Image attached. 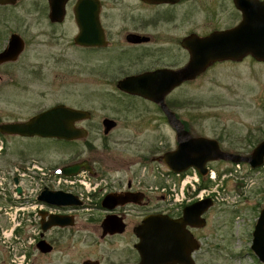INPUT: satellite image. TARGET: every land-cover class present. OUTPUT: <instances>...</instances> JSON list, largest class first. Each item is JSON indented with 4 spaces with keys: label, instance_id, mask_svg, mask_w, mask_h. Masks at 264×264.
<instances>
[{
    "label": "flooded vegetation",
    "instance_id": "flooded-vegetation-1",
    "mask_svg": "<svg viewBox=\"0 0 264 264\" xmlns=\"http://www.w3.org/2000/svg\"><path fill=\"white\" fill-rule=\"evenodd\" d=\"M79 1L87 2L89 7L84 18L83 44L76 42L80 27L75 7ZM52 2L63 3L59 20L51 18ZM262 4L264 0H0V94L3 96L0 99V105L3 104L0 107V125L26 122L60 105L64 107L59 108L70 109L73 113L76 110L89 113L81 118H75L70 111L52 115L54 124L62 125L57 132L61 136L21 134L12 132L10 128L0 132L4 142H8L19 155L26 157L30 151L44 155L51 153L55 158L53 169L50 168L52 165L42 166L49 174L69 166L77 167L73 175L77 182L68 188V193L77 204L61 208L60 213L70 216L72 225L68 227L73 236L75 233L79 236L81 232L84 241L92 239L100 244L110 243L113 249L103 257H87L84 260L97 261V264H140L138 246L142 238L149 239L163 231L168 232L169 237L174 236L183 227L196 240L198 247L190 256L193 263L198 264L200 257L220 248L218 240H222L232 229V218L224 216L231 192H219L212 196V204L200 214L204 221L202 225H199L202 221L193 216L183 224V209L194 201L184 205L173 202L168 194L160 193L164 179L156 185H145L135 180L140 159L159 162L161 170L166 173L160 161L164 153L157 152L158 144L147 147L141 154L135 149L134 154L127 156L124 151L129 145L134 146V140L127 138L119 143L123 148L119 146L117 153L112 154L109 149L107 137L118 128L121 119L122 122L134 121L136 127H141L139 129H147V124L151 127L154 123L159 130L175 131L179 125L188 130V119L179 112L181 101L169 100L170 93L187 80L156 101L117 88L124 97L149 104L150 110L143 106H125L122 116L103 115L95 119L92 109L74 102L71 90L59 99L55 90L48 89L43 81L45 77H41L44 62L27 58V51L58 44L69 49V54L57 47L51 52V61L66 60L69 63L67 72L61 73L66 77L73 75L75 51L79 53L87 75L119 77L116 85L120 79L134 75L167 77V71L177 72L188 63L190 52L183 44L188 36L202 38L238 27L244 14L257 17L258 12L263 10ZM91 8L97 12V25L93 32L89 17ZM92 37L98 42L91 44ZM246 57L251 58L247 55L242 59ZM92 59L95 63L91 62ZM218 61L210 63L209 67ZM34 84L40 89L33 90ZM32 94L38 99H27ZM128 113L133 115L130 117ZM105 119L114 121L108 132L105 130ZM70 128L82 129L84 136L66 138ZM97 134L100 143L95 140L97 137L94 135ZM30 160L36 162V159ZM242 196L246 200L245 195ZM262 208L264 205L259 209L258 217ZM152 216L159 218H150ZM258 217L251 224L244 218L234 220L236 231L239 233L238 230L242 229L251 239L250 249ZM240 220L245 222L240 224ZM173 221L177 223L175 227L161 225ZM260 232L264 235V227Z\"/></svg>",
    "mask_w": 264,
    "mask_h": 264
},
{
    "label": "rangeland",
    "instance_id": "rangeland-1",
    "mask_svg": "<svg viewBox=\"0 0 264 264\" xmlns=\"http://www.w3.org/2000/svg\"><path fill=\"white\" fill-rule=\"evenodd\" d=\"M56 47L69 54L70 50L61 44L31 48L27 51V58H36L44 62L42 76L48 89L55 90L56 96L62 99L71 90L75 103L85 105L95 112V119L101 116H122L125 106H143L150 110V105L124 97L117 89L116 81L119 77H95L87 75L85 65L77 51L74 52V66L72 77L62 76L67 72L69 63L64 61H51V52ZM66 54V55H67ZM91 62L95 63L92 59ZM57 73V75H55ZM200 77L188 80L182 86L170 93L169 100L181 101L179 112L188 119V131L192 136H205L216 139L225 152L249 155L255 145L264 139V61H257L246 57L239 61H218L208 66ZM53 80V82L51 81ZM45 87L43 82H40ZM40 89L34 84L33 90ZM7 89H13L8 87ZM37 100L32 94L27 97ZM0 99H3L0 94ZM178 105V104H177ZM3 107V104L0 105ZM145 109V110H146ZM144 112V108L141 109ZM130 117L133 115L128 113ZM93 121V124L95 122ZM147 129H139L132 120H125L112 132L107 140L112 154L118 152L119 143L128 139L134 140V146L129 145L127 156L145 151L151 145L159 146L157 152L162 155L177 145L174 129H157L154 123L146 125ZM95 140L100 143V137ZM122 147V146H120ZM123 148V147H122ZM10 148L5 141L4 151L0 152V167L12 170L20 163L36 159V164L50 166L53 169L55 159L51 153L37 154L30 151L27 156L19 155ZM161 161V160H160ZM57 164V163H56ZM217 169L216 181L204 177L202 185H215L218 183L223 193H230L227 199L229 207H225L224 216L231 217L233 225L222 240H218L220 248L213 253L200 257L198 264H261L250 249L251 239L242 229L236 231L237 218H244L251 224L258 217L259 209L264 205V167L250 170L244 163L233 165L230 161L212 163ZM159 162L139 161L136 182L145 185H156L161 182L162 174L158 172ZM160 171V170H159ZM221 172L226 176L221 180ZM126 175V173H124ZM129 175V173L127 174ZM221 180V181H220ZM171 182L173 183L174 181ZM207 182V183H206ZM230 191V192H229ZM245 195L246 200H243ZM222 209V208H221ZM224 209V208H223ZM238 216V217H237ZM244 221V222H245ZM239 221L240 224L244 223ZM244 228V226H242ZM26 233L22 235L26 237ZM69 227L51 228L44 234V238L53 246L48 253H41L35 245L27 249L26 264H81L87 257H103L111 250L110 243H99L95 240H86L80 232L72 235ZM114 244V243H112ZM114 253H112V256ZM5 246L0 242V264H12ZM115 258V257H114Z\"/></svg>",
    "mask_w": 264,
    "mask_h": 264
},
{
    "label": "water",
    "instance_id": "water-1",
    "mask_svg": "<svg viewBox=\"0 0 264 264\" xmlns=\"http://www.w3.org/2000/svg\"><path fill=\"white\" fill-rule=\"evenodd\" d=\"M59 4V5H58ZM63 3L52 2L51 18L59 20L61 17ZM263 10L258 12L257 17L247 16L244 14L242 22L233 29L224 31H217L209 34L206 37H198L196 35L188 36L184 40V45L190 52V59L185 67L176 71H167V77H125L117 82V88L132 94H139L146 98L159 100L167 92L178 86L183 81H188L198 74L202 73L210 63L222 60L239 61L243 57L249 55L257 61H264V4ZM88 3L79 1L75 7L76 18L79 22L80 33L76 37V42L80 44L85 43L84 40V18L86 17V10H88ZM91 8L89 13L91 32L94 31V26L97 25V12ZM98 42L93 37L91 44ZM63 105L58 106L52 110L43 112L34 116L26 122L3 124L0 125V132H4L6 128H10L12 132L21 134H39L42 136H61L58 130L62 127L61 124H54L51 116L62 113H73L70 109H61ZM75 118L84 117L89 114L87 111H74ZM72 115V114H71ZM105 130L108 132L114 125V121L105 119ZM176 134L178 144L175 149L166 151L161 160L173 172L184 171L188 167H195L202 176L206 174L207 169L205 164L214 160H229L231 162H246L251 168L259 167L264 161V139L261 140L252 150L249 155H239L223 151L216 139L205 136H191L190 133L182 128L176 126ZM84 132L79 128H70L69 134L66 138L83 137ZM74 166L61 169L65 175H72L76 173ZM16 182L17 179L15 178ZM20 192V188L16 189ZM38 199L57 206H69L77 204L74 197L63 191H51L45 188L38 196ZM212 204L209 198L196 201L192 204L186 205L183 209V216L181 218L183 224L193 216L194 219L201 220L204 223L200 214ZM41 215V229L43 233L53 227H68L72 225L69 215L65 214H46L45 211H40ZM150 218H159V216H152ZM156 224V223H155ZM162 226L166 225L175 227L177 223L164 222ZM179 227V224L178 226ZM264 227V208L260 211L257 220L254 236L252 240L251 249L255 252L260 261L264 262V235L260 232ZM180 232L174 236H168V232L154 234L149 239L142 238L138 249L140 251V264H194L190 253L198 247L195 244V239L183 227H180ZM36 247L41 253H48L53 249L51 243L45 239H40ZM82 264H97V261L84 260Z\"/></svg>",
    "mask_w": 264,
    "mask_h": 264
},
{
    "label": "built area",
    "instance_id": "built-area-1",
    "mask_svg": "<svg viewBox=\"0 0 264 264\" xmlns=\"http://www.w3.org/2000/svg\"><path fill=\"white\" fill-rule=\"evenodd\" d=\"M2 149L3 142L0 138V152ZM158 172L162 174V179L165 181L164 185H160V193L168 194L167 197L176 203L190 201L193 198H204L220 188H225L218 183L200 186L201 177L193 168L182 175H172L161 170ZM225 176L226 174L222 173L221 180ZM14 177L18 178L17 183L13 181ZM206 178L209 179V183L216 181L218 177H216L215 169H210ZM76 182L77 180L73 178L51 177L34 161L17 165L12 170L0 168V242L9 253L12 264L27 263V248L36 243L40 233L39 210L55 211L37 200L41 189L44 186L69 188ZM18 186L21 188L20 193L16 191ZM26 227H28V233L24 237L22 233H26Z\"/></svg>",
    "mask_w": 264,
    "mask_h": 264
}]
</instances>
